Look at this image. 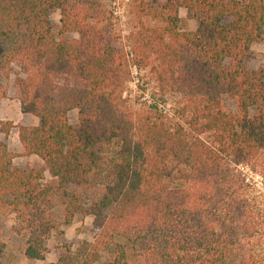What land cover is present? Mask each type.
I'll use <instances>...</instances> for the list:
<instances>
[{
    "label": "trees",
    "instance_id": "trees-1",
    "mask_svg": "<svg viewBox=\"0 0 264 264\" xmlns=\"http://www.w3.org/2000/svg\"><path fill=\"white\" fill-rule=\"evenodd\" d=\"M127 12L123 35L109 0H0V76L39 119L16 127L41 161L16 167L0 141V213L40 261L61 224L92 218V241L55 245L48 264H264V193L250 177L264 184V71L244 64L264 0H128ZM132 66L154 81L152 100L174 98L172 117L130 104ZM4 251L0 239V264Z\"/></svg>",
    "mask_w": 264,
    "mask_h": 264
},
{
    "label": "rangeland",
    "instance_id": "rangeland-1",
    "mask_svg": "<svg viewBox=\"0 0 264 264\" xmlns=\"http://www.w3.org/2000/svg\"><path fill=\"white\" fill-rule=\"evenodd\" d=\"M112 10L114 11L122 34L126 35L130 30L131 23L128 22L130 17L127 12L128 0H109ZM181 28L183 30H193L196 26V21L187 15L184 9H180ZM52 20L57 23L59 12L56 11L51 15ZM1 53V49H0ZM244 64L251 69H262L264 71V28L262 30V39L251 45L249 54L244 60ZM131 81L127 84L124 95L129 99L130 104L139 105L142 102L151 100L152 97H158L157 89L154 81L149 77L147 70H138L132 74ZM5 90L6 95L3 97L2 92ZM165 103L169 107H173L174 98L164 97ZM180 116V115H179ZM69 123L77 126V112L75 110L68 113ZM5 123H12L7 134L3 132L6 127ZM39 124V119L30 115L23 114L20 111V104L16 98L15 90L12 86V76H0V141L4 142L8 150L14 153L13 165L25 170L39 166L41 161L36 156H25L23 149L19 143L17 136L18 125L36 126ZM253 176L256 187L264 193V184L261 183L260 177ZM46 177L48 175L46 174ZM55 216L61 221L60 207L56 206L53 209ZM18 219L13 212L7 211L0 213V239L5 244V260L7 264H48L53 262L56 257L52 252L55 245L60 243H71L76 245L79 241L91 242L94 231L92 229L91 217H76L71 225H60V232L50 236L46 241V246L50 249V253L45 256V259L28 260L24 255L25 239L23 233H18ZM112 254L103 250L100 252L99 261L104 262L111 259Z\"/></svg>",
    "mask_w": 264,
    "mask_h": 264
},
{
    "label": "built area",
    "instance_id": "built-area-1",
    "mask_svg": "<svg viewBox=\"0 0 264 264\" xmlns=\"http://www.w3.org/2000/svg\"><path fill=\"white\" fill-rule=\"evenodd\" d=\"M137 71L138 70L136 69L135 66L131 67V73L132 74L137 73ZM146 103H152V104L154 103V104H156L158 106V108L162 110V112L164 114H166L168 117H172L171 109H170L169 105H167V103L161 102L159 100L155 101V100H152V99L151 100H147Z\"/></svg>",
    "mask_w": 264,
    "mask_h": 264
}]
</instances>
